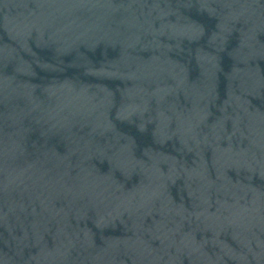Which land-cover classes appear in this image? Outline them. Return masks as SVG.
<instances>
[{"label":"water","instance_id":"water-1","mask_svg":"<svg viewBox=\"0 0 264 264\" xmlns=\"http://www.w3.org/2000/svg\"><path fill=\"white\" fill-rule=\"evenodd\" d=\"M0 264H264V0H0Z\"/></svg>","mask_w":264,"mask_h":264}]
</instances>
